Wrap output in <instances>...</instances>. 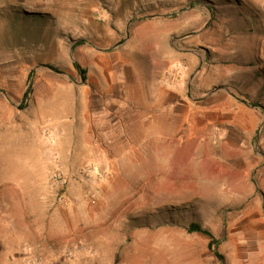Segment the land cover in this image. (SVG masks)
Segmentation results:
<instances>
[{
	"label": "rangeland",
	"instance_id": "1",
	"mask_svg": "<svg viewBox=\"0 0 264 264\" xmlns=\"http://www.w3.org/2000/svg\"><path fill=\"white\" fill-rule=\"evenodd\" d=\"M0 264H264V0H0Z\"/></svg>",
	"mask_w": 264,
	"mask_h": 264
},
{
	"label": "trees",
	"instance_id": "2",
	"mask_svg": "<svg viewBox=\"0 0 264 264\" xmlns=\"http://www.w3.org/2000/svg\"><path fill=\"white\" fill-rule=\"evenodd\" d=\"M82 42H77L76 45H81ZM73 67L78 71L79 75H80V78L81 80H85V71L80 69L79 66L75 63L73 64ZM51 70L54 71L53 68H50ZM30 94V88L27 89V91L24 93L23 95V98H22V101H21V104H20V109H23L25 107V104L27 102V99H28V96ZM252 107H256L255 105H251ZM187 231L189 232H196V233H200L202 235H205L209 238V242H208V249L212 252V254L214 255V257L221 261L222 260V257L218 254L217 252V246H218V243L219 241L216 240L209 232L203 230L199 225L197 224H190L187 228Z\"/></svg>",
	"mask_w": 264,
	"mask_h": 264
},
{
	"label": "built area",
	"instance_id": "3",
	"mask_svg": "<svg viewBox=\"0 0 264 264\" xmlns=\"http://www.w3.org/2000/svg\"><path fill=\"white\" fill-rule=\"evenodd\" d=\"M90 173H92V171H89Z\"/></svg>",
	"mask_w": 264,
	"mask_h": 264
},
{
	"label": "bare ground",
	"instance_id": "4",
	"mask_svg": "<svg viewBox=\"0 0 264 264\" xmlns=\"http://www.w3.org/2000/svg\"><path fill=\"white\" fill-rule=\"evenodd\" d=\"M17 145V144H16ZM11 146V145H10ZM17 149V148H16Z\"/></svg>",
	"mask_w": 264,
	"mask_h": 264
}]
</instances>
